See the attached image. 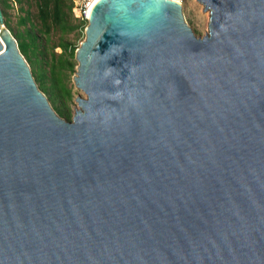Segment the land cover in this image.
I'll return each instance as SVG.
<instances>
[{
  "label": "water",
  "instance_id": "1",
  "mask_svg": "<svg viewBox=\"0 0 264 264\" xmlns=\"http://www.w3.org/2000/svg\"><path fill=\"white\" fill-rule=\"evenodd\" d=\"M97 0L70 121L0 5V264H264V0Z\"/></svg>",
  "mask_w": 264,
  "mask_h": 264
},
{
  "label": "trees",
  "instance_id": "2",
  "mask_svg": "<svg viewBox=\"0 0 264 264\" xmlns=\"http://www.w3.org/2000/svg\"><path fill=\"white\" fill-rule=\"evenodd\" d=\"M38 2V18L40 20L43 32L49 34L52 27L60 28L62 31L72 30L78 25L70 24L68 19L72 11V1L69 3L65 0H36ZM4 22L10 29L7 21V8L9 4L5 0H0ZM80 22V21H79ZM83 25L84 23L81 22ZM13 34V33H12ZM16 38L20 52L30 65L34 80L38 83V88L46 94L48 100L53 103L58 102L52 107L56 113L70 121V114L61 111L59 106H64L65 99H71V91L64 82V71L74 70L75 50L78 47L72 45L67 40H61L57 46L61 49L58 55L51 50L50 56L46 53L45 38L38 35L35 29L26 28L13 34ZM48 41V40H47Z\"/></svg>",
  "mask_w": 264,
  "mask_h": 264
},
{
  "label": "rangeland",
  "instance_id": "3",
  "mask_svg": "<svg viewBox=\"0 0 264 264\" xmlns=\"http://www.w3.org/2000/svg\"><path fill=\"white\" fill-rule=\"evenodd\" d=\"M9 7L7 8V21L10 26V31L13 34H17L26 28L35 29L38 35L45 38L46 53L48 57L50 56L51 50L57 55L60 53L61 49L57 46L61 40H67L72 45L79 46L80 42L85 36V24H81L78 19H76L72 13L69 15L68 19L70 24H76L78 27L72 30L62 31L60 28L52 27L49 34L43 32L40 20L38 18V2L36 0H5ZM70 2L72 0H65ZM181 3L182 13L187 24L190 26L192 31L197 37H203L209 32V17L210 13L208 9H205L204 5L198 0H179ZM48 40V41H47ZM74 70L64 71V82L66 86L71 91V99H65L66 103L64 106H59L61 111L71 112V103L74 97H86L85 93L77 88L73 81V76L76 75V68L78 62L75 59ZM38 85V83H37ZM46 95V94H45ZM47 97V96H46ZM48 98V97H47ZM52 107H58V102H52L49 100ZM54 109V108H53Z\"/></svg>",
  "mask_w": 264,
  "mask_h": 264
},
{
  "label": "built area",
  "instance_id": "4",
  "mask_svg": "<svg viewBox=\"0 0 264 264\" xmlns=\"http://www.w3.org/2000/svg\"><path fill=\"white\" fill-rule=\"evenodd\" d=\"M97 0H72V15L86 26L88 14Z\"/></svg>",
  "mask_w": 264,
  "mask_h": 264
},
{
  "label": "bare ground",
  "instance_id": "5",
  "mask_svg": "<svg viewBox=\"0 0 264 264\" xmlns=\"http://www.w3.org/2000/svg\"><path fill=\"white\" fill-rule=\"evenodd\" d=\"M176 1H178V2H179V0H176Z\"/></svg>",
  "mask_w": 264,
  "mask_h": 264
}]
</instances>
